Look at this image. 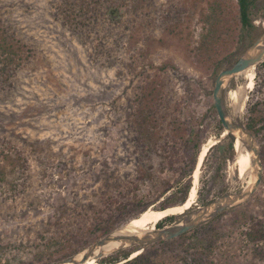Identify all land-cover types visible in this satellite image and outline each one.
Listing matches in <instances>:
<instances>
[{"label": "rangeland", "instance_id": "rangeland-1", "mask_svg": "<svg viewBox=\"0 0 264 264\" xmlns=\"http://www.w3.org/2000/svg\"><path fill=\"white\" fill-rule=\"evenodd\" d=\"M228 3L235 16L236 0ZM207 4L208 0H0V41L7 39L23 58L7 77L0 75V264H48L67 251L54 242L40 245L50 235L62 236L69 229L84 235L118 221L115 231L136 218L140 206L131 197L138 194L142 202H149L147 208H158L170 195L173 189L155 198L166 181L175 182L178 171H160L157 155H152L154 165L131 159L132 136L141 138L140 131L151 127L140 120L149 97L159 117L155 138L171 133L176 125L183 141L194 128L198 147L184 151L194 150L197 156L206 142H215L199 167L193 204L170 215L171 220H161L160 226L156 223L146 237L184 223L209 202L248 186L250 178H240L235 165L236 139L222 136L225 130L212 91L218 72L264 33V0H255L250 10L254 27L235 34L226 51L215 52L204 64L196 57L206 32L202 13L208 11ZM263 61L256 64L254 86L245 97L236 92L246 81L244 73L227 77L223 84L228 113L244 124L252 107L264 113ZM151 87L157 91L145 95ZM136 96L143 102H134ZM263 124L264 120L258 126ZM254 135L263 164L258 188L247 199L207 214L192 228L198 227L199 236L206 223L218 219L219 236L202 255L208 264H264V127ZM124 202L127 207L119 218L117 206ZM252 230L257 237H250ZM165 240L128 242L98 261L120 249H138L153 253L150 264L198 263L185 247L176 250ZM160 254L165 261L157 259ZM54 260L49 264L60 262Z\"/></svg>", "mask_w": 264, "mask_h": 264}, {"label": "trees", "instance_id": "trees-1", "mask_svg": "<svg viewBox=\"0 0 264 264\" xmlns=\"http://www.w3.org/2000/svg\"><path fill=\"white\" fill-rule=\"evenodd\" d=\"M254 2L255 0H236V14L235 16H233V11L231 10L233 6H229L228 0H208V11L202 13V19L205 23L206 32L198 46V50L200 51H198L197 53V61L207 64V59L212 58L215 52L217 53L216 55H220L221 52H224L229 48L236 37L235 34L240 33V31L243 30L249 31L254 27L250 16V10ZM233 17H235V19ZM234 20L237 21L236 24L233 23ZM238 26L239 30H237ZM22 59L23 58H21V54L18 52L17 47H14L5 38L0 41L1 76L7 77L10 74V71L14 69L13 67L17 64L19 65ZM262 63L264 64V61ZM152 90L157 91L155 87H151L148 90V93L145 92V95L150 96ZM141 99V96H136L134 102L140 104L142 101ZM151 99L152 98L149 97L146 100L147 105L145 110H143L144 114L140 115L141 122H148L151 127H149L148 129H144L145 125L142 124V126L138 128L139 130L141 129V127L144 129L140 131L142 133V137L134 138L132 136L133 141L131 143V153L133 155L131 159L136 162L148 161L149 163H152V165H154L152 162V155H157L159 157L160 171L163 172L165 170H168L171 173H176L178 171L179 176L177 177L175 182L166 181V186L162 188V191L159 192V194L156 195L155 198L159 196L161 197L163 194L173 189L171 190L172 192H170V195L168 197H163V202H161L158 208H164L171 205H182L188 196V192L192 183V172L193 170H195L197 164L196 159L198 158L194 150H191L190 154H188V152H185L184 150L185 148L190 149L189 147H198V142L196 140L197 132L193 130L194 128L188 130L189 132L187 131V137H182L183 141H180L181 131L177 132V130H179V126H176V122L173 121L172 123L175 126L174 129H172L171 133L164 136H161L159 134V139L157 137L155 138L156 134H158L156 130H158L159 127V117L157 116L156 110L150 108L152 107L150 106V102L152 101ZM263 120L264 113L257 106H254L249 110L245 126L252 133L258 135L264 127L258 126V124ZM177 136H179V139L177 138ZM229 146L231 150H234V141L230 142ZM180 156L181 158L179 159ZM1 178L2 173H0V179ZM173 183L174 185H176V188H173ZM137 196L138 194L131 198L133 204H139L140 207L138 209V212L140 213L145 208H147L146 206L149 202H142L143 199L138 198L139 196ZM117 207L119 209L118 217L120 218V216H123V210L127 207V204L124 202L122 203V206ZM138 212L133 215V217H137L139 214ZM172 218L173 216L169 215L162 220L166 221L171 220ZM217 220L214 217L208 223H206V229L202 231V234L199 236H196L197 231L199 230L197 227L194 229H190L176 237L170 238L167 241H169V244L176 250L185 247L187 254H190L192 258L199 260L197 261V264H208L207 262H205L206 258L202 255H205V251H208V249H210L208 247L212 246L213 240H215L219 236L218 227L216 226L218 224ZM127 221H125V223ZM160 221L159 223H157L158 226H160L162 223V221ZM118 225H120V222L117 221L115 225L110 224L108 226H98L94 228L95 230H87L84 235L79 234L77 229H72L73 231L69 229L64 234H62V236H56L53 234L50 235L48 237L49 241H46L47 244L45 243L40 245L49 247V245L54 242L59 246H66L63 250L67 248V251L63 252V254L60 255L59 259L48 260V264L53 263V260L55 263L80 252L84 247L88 246L91 241L102 237L108 232L113 231ZM250 237H257V231L255 232L252 230L250 232ZM189 238L190 240L186 242ZM194 238H196V240H199V243L197 241L194 242ZM167 241L165 240L162 242ZM191 249H194V252ZM134 250L135 249H120L113 254L101 259V262H104L106 264H150L152 259H154L153 253L149 250L147 252H140L138 255L130 257L131 253ZM157 259L161 262L162 260L165 261L164 258L161 257V254ZM189 264H192V262Z\"/></svg>", "mask_w": 264, "mask_h": 264}, {"label": "water", "instance_id": "water-1", "mask_svg": "<svg viewBox=\"0 0 264 264\" xmlns=\"http://www.w3.org/2000/svg\"><path fill=\"white\" fill-rule=\"evenodd\" d=\"M263 59L264 33L259 36L255 40V42L232 65L225 67L218 72L215 78V83L212 91L213 105L215 107L223 129L227 130V135L232 134V131H238L241 134L242 141L245 143L246 148L252 153L256 175L254 183L250 188L242 189L241 191L236 193H227L218 197L217 199L206 204L203 208H200L195 213V216H192L188 221L184 223H179L176 226L166 227L164 229L158 230L155 236L141 237L131 234H122L119 232V230L124 226L123 225L119 229L94 242L86 250L78 252L55 264H82L89 258H94L98 261V259H100L108 252L117 250V248L109 249V247L107 246L108 243L112 240H122L125 243H145L153 240L170 239L176 237L198 225L201 221L204 220V216H206L207 214L213 215L216 212L223 210L226 206H229L231 204L237 203L250 197L258 188L262 178L263 164L260 158L259 145L255 135L249 129L246 128L245 124L241 121V119L237 117H232L228 113L223 98V84L226 81L227 77L234 75L239 71H242L243 69L249 67L252 64L259 63ZM78 255H80L79 258Z\"/></svg>", "mask_w": 264, "mask_h": 264}, {"label": "bare ground", "instance_id": "bare-ground-1", "mask_svg": "<svg viewBox=\"0 0 264 264\" xmlns=\"http://www.w3.org/2000/svg\"><path fill=\"white\" fill-rule=\"evenodd\" d=\"M257 64V63H256ZM256 64H252L249 67L243 69L242 71H239L235 73L236 75L240 73H244L246 77L245 83L237 88L236 92L239 95V97L243 98L246 95V91L250 90L254 86V68ZM236 100V99H235ZM238 102V101H237ZM239 103V102H238ZM232 108V112L235 114L237 109L236 101H233V103L230 104ZM240 106V105H239ZM231 112V113H232ZM239 116V115H238ZM225 130V129H224ZM227 130L222 132V136H226ZM235 141V150L237 152L236 157V168L237 172L240 178H245L248 176L250 178V181L248 182V186L245 187V189L250 188L255 180V168L253 164V158L252 153L250 150H248L245 146V143L242 141L241 134L238 131H232V134ZM215 141L209 140L205 143V145L202 147L200 154L197 158V164L195 167V170L193 172V179H192V185L190 187V190L188 192V196L185 200V202L182 205H175V206H167L164 208H154L149 207L145 209L143 212L139 214L136 218H133L132 220H129L120 230L119 232L122 234H131V235H137L141 237H146L149 235V233L154 230V226L156 223H158L160 220L164 219L165 217L169 215H178L180 214L184 209L189 208L194 201V198L196 196V184L198 181V173H199V167L202 163V160L205 156V153L209 146L214 144ZM195 216V215H192ZM191 216V217H192ZM125 243L122 240H112L108 243L109 249H116L119 247H122ZM140 252V250L136 249L132 252V255L135 256ZM80 255H78V258ZM65 264H73V263H65ZM82 264H102L96 261L94 258H89Z\"/></svg>", "mask_w": 264, "mask_h": 264}, {"label": "built area", "instance_id": "built-area-1", "mask_svg": "<svg viewBox=\"0 0 264 264\" xmlns=\"http://www.w3.org/2000/svg\"><path fill=\"white\" fill-rule=\"evenodd\" d=\"M245 229H247V228H245Z\"/></svg>", "mask_w": 264, "mask_h": 264}]
</instances>
